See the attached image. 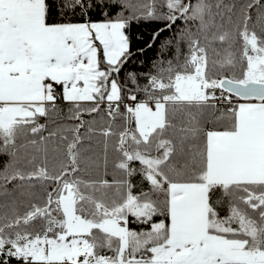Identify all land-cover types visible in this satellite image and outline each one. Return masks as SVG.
Listing matches in <instances>:
<instances>
[{"label":"snow or ice","instance_id":"obj_1","mask_svg":"<svg viewBox=\"0 0 264 264\" xmlns=\"http://www.w3.org/2000/svg\"><path fill=\"white\" fill-rule=\"evenodd\" d=\"M0 156V264H264V0H0Z\"/></svg>","mask_w":264,"mask_h":264},{"label":"trees","instance_id":"obj_2","mask_svg":"<svg viewBox=\"0 0 264 264\" xmlns=\"http://www.w3.org/2000/svg\"><path fill=\"white\" fill-rule=\"evenodd\" d=\"M183 26L184 22L182 20H178L172 30L165 31L157 40L153 41L152 36L154 34V30L158 27H164V22L134 24L128 32L133 55L123 67L120 78L127 79L129 73H135L142 77L152 70L153 64L156 63L158 59H171L174 54L173 51L169 49L161 53V44L165 39L170 38L173 35L176 28ZM149 45H151V47H149ZM234 51H236L237 55H239V45H237V48L234 49ZM62 107L64 108L62 117L65 118L62 122L65 124V126L75 124L76 121L66 119L68 116V106L62 105ZM81 118L86 124L91 123L94 119L96 120L97 124L103 122L100 117H95L94 115H89L87 113H84ZM41 122H43V119ZM83 131L84 129H82V132ZM98 140V137H94L92 143L97 144ZM85 147H87V141L85 142ZM6 159V156H0V162ZM136 227L139 228L138 225Z\"/></svg>","mask_w":264,"mask_h":264}]
</instances>
